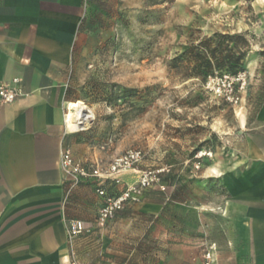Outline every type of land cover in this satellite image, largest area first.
<instances>
[{"label":"rangeland","instance_id":"obj_1","mask_svg":"<svg viewBox=\"0 0 264 264\" xmlns=\"http://www.w3.org/2000/svg\"><path fill=\"white\" fill-rule=\"evenodd\" d=\"M255 1L85 0L66 95L84 104L85 121L60 158L64 224L85 228L68 240L71 264H264V229L243 204L258 185L248 146L264 101V0ZM215 33L246 36V70L181 78L172 60ZM77 168L102 178L76 179ZM126 193L102 219L106 198Z\"/></svg>","mask_w":264,"mask_h":264},{"label":"crops","instance_id":"obj_2","mask_svg":"<svg viewBox=\"0 0 264 264\" xmlns=\"http://www.w3.org/2000/svg\"><path fill=\"white\" fill-rule=\"evenodd\" d=\"M88 14L85 0H0V84L17 80L25 92L0 104V264H71L60 158L73 133L66 95ZM256 120L248 149L258 185L243 204L264 229V101Z\"/></svg>","mask_w":264,"mask_h":264},{"label":"trees","instance_id":"obj_3","mask_svg":"<svg viewBox=\"0 0 264 264\" xmlns=\"http://www.w3.org/2000/svg\"><path fill=\"white\" fill-rule=\"evenodd\" d=\"M250 44L245 35L215 33L194 40L183 53L172 60L173 68L183 79L237 76L246 70L245 60ZM133 90L124 89V93Z\"/></svg>","mask_w":264,"mask_h":264},{"label":"built area","instance_id":"obj_4","mask_svg":"<svg viewBox=\"0 0 264 264\" xmlns=\"http://www.w3.org/2000/svg\"><path fill=\"white\" fill-rule=\"evenodd\" d=\"M25 95L24 89L19 85V82L15 80L11 84H0V104H10L15 102L18 98ZM64 164L65 166L69 165L71 163L70 157L68 154H64L63 156ZM70 173L76 174V179L80 177L85 176H91V177H99L102 178V175L100 174L98 169H95L92 171L91 174H87V172L83 169H75V171H70ZM78 174V175H77ZM101 196H106V193L104 190L98 191ZM129 197V194L126 193L124 197H121L119 199H110L106 198V203L103 206V208L100 210V216L102 219H107L113 216V214L122 208V204L127 198ZM66 229H67V237L70 243L73 242L74 239L81 236L84 231V224L79 220H71L69 222H66ZM209 259V257H208ZM73 264H81L79 262L74 261ZM210 264V263H206Z\"/></svg>","mask_w":264,"mask_h":264},{"label":"bare ground","instance_id":"obj_5","mask_svg":"<svg viewBox=\"0 0 264 264\" xmlns=\"http://www.w3.org/2000/svg\"><path fill=\"white\" fill-rule=\"evenodd\" d=\"M86 107L82 102H75L69 105L67 115V126L71 132H77L84 124Z\"/></svg>","mask_w":264,"mask_h":264}]
</instances>
